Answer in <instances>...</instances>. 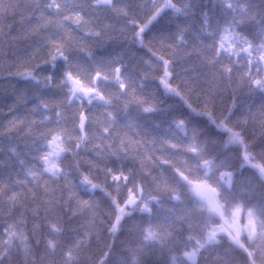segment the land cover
<instances>
[{
    "label": "snow or ice",
    "instance_id": "6c2138e0",
    "mask_svg": "<svg viewBox=\"0 0 264 264\" xmlns=\"http://www.w3.org/2000/svg\"><path fill=\"white\" fill-rule=\"evenodd\" d=\"M0 264H264V0H0Z\"/></svg>",
    "mask_w": 264,
    "mask_h": 264
}]
</instances>
